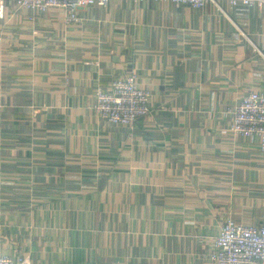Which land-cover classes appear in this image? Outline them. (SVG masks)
<instances>
[{
  "label": "crops",
  "instance_id": "1",
  "mask_svg": "<svg viewBox=\"0 0 264 264\" xmlns=\"http://www.w3.org/2000/svg\"><path fill=\"white\" fill-rule=\"evenodd\" d=\"M0 2V255L213 264L228 215L262 223L264 156L230 111L264 91V10L112 2L68 25ZM131 74L152 111L109 124L96 90Z\"/></svg>",
  "mask_w": 264,
  "mask_h": 264
},
{
  "label": "built area",
  "instance_id": "2",
  "mask_svg": "<svg viewBox=\"0 0 264 264\" xmlns=\"http://www.w3.org/2000/svg\"><path fill=\"white\" fill-rule=\"evenodd\" d=\"M19 10L46 13L60 8L65 12L66 24L82 21L79 9L87 6H106L112 2H131L135 5L148 1L173 3L176 6L203 8L212 4L224 12L222 3L235 7H256L264 10V0H9ZM5 14L0 2V18ZM33 19V17H32ZM244 35L246 33L242 31ZM151 91L140 85L136 75L116 78L110 89L98 87L95 93L94 113L115 126L134 127L147 117L151 111ZM231 131L235 134L256 138L261 154L264 156V91H250L241 102L230 111ZM213 264H264V220L259 225L240 223L228 215L222 225L221 233L213 239L208 252ZM0 264H18L11 256L0 255Z\"/></svg>",
  "mask_w": 264,
  "mask_h": 264
}]
</instances>
